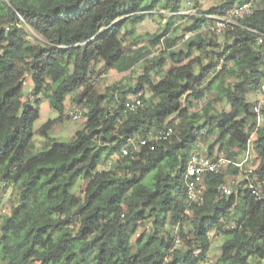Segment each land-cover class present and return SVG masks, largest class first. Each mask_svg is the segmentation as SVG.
Masks as SVG:
<instances>
[{
    "label": "clouds",
    "instance_id": "1",
    "mask_svg": "<svg viewBox=\"0 0 264 264\" xmlns=\"http://www.w3.org/2000/svg\"><path fill=\"white\" fill-rule=\"evenodd\" d=\"M0 264H264V0H0Z\"/></svg>",
    "mask_w": 264,
    "mask_h": 264
},
{
    "label": "trees",
    "instance_id": "2",
    "mask_svg": "<svg viewBox=\"0 0 264 264\" xmlns=\"http://www.w3.org/2000/svg\"><path fill=\"white\" fill-rule=\"evenodd\" d=\"M41 170H42V171H45V170H46V171H51V166L49 165L48 168H46V169H41ZM44 182H45L44 177L41 176V177H40V183H44ZM49 187L52 188V187H55V185H54V184H50Z\"/></svg>",
    "mask_w": 264,
    "mask_h": 264
}]
</instances>
